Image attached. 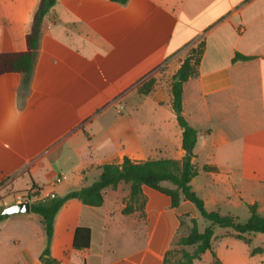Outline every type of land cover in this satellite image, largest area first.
Segmentation results:
<instances>
[{
    "label": "crops",
    "instance_id": "obj_1",
    "mask_svg": "<svg viewBox=\"0 0 264 264\" xmlns=\"http://www.w3.org/2000/svg\"><path fill=\"white\" fill-rule=\"evenodd\" d=\"M39 2L0 0V53L26 50ZM201 42L197 74L182 97V115L198 135L192 188L208 211L248 220L255 205L264 216V0H57L27 81L0 75V209L19 194L88 187L105 164L125 157L181 161L171 87ZM149 79L152 91L139 93ZM59 176L65 179L54 184ZM121 185L105 189L98 207L65 203L45 256L51 263L41 260L47 236L37 215L0 221V264H164L181 220L199 224L201 215L193 203L173 207L147 186L144 215L124 214L129 185ZM78 227L91 230L87 249L73 247ZM217 237L215 228L212 250L227 264V244L215 249Z\"/></svg>",
    "mask_w": 264,
    "mask_h": 264
},
{
    "label": "trees",
    "instance_id": "obj_2",
    "mask_svg": "<svg viewBox=\"0 0 264 264\" xmlns=\"http://www.w3.org/2000/svg\"><path fill=\"white\" fill-rule=\"evenodd\" d=\"M57 0H40L39 6L33 16L31 30L26 36V50L23 52H2L0 53V75L7 73H19L24 75L25 82L33 71L35 57L39 47L43 21L56 4ZM119 3H125L127 0H111ZM204 43H199L192 47L187 57L182 62L174 79L179 77L178 81L172 82L173 108L180 110L177 115V121L182 129V147L185 155L181 161L170 159L150 160L145 162H135L125 157L120 164H105L102 167V173L98 180L88 187L73 190L65 195H57L47 201H40L42 194L39 191L29 192L30 197L37 199L31 203V213L37 215L43 225L47 236L46 247L41 256V260L51 263L54 260L45 258L50 256V246L54 235L55 218L60 209L70 200L78 199L85 205L101 206L104 202L103 192L107 188H116L120 184L129 185V199L123 209L124 214L132 213L136 210L144 215L145 196L143 186L157 190L171 199L173 207H178L182 201H189L195 205L201 217L208 225L203 231L200 230L198 221L191 218L189 220L190 228L186 234L177 237L173 246L178 245L181 257L174 264H194L206 252H210L214 257L216 253L212 250V240L215 234V228L231 229L239 239L244 235L264 234V216L257 212L255 205H250V218L246 223L231 214H221L219 211H208L204 200L193 190L191 182L199 174V169L195 164L194 149L197 144V131L187 122L182 115V97L184 84L197 74V68L204 53ZM236 59H246V57L237 55ZM154 87V80L149 79L142 82L138 91L141 94H149ZM204 171H215V167L204 166ZM169 185L166 186L165 184ZM34 188V186L32 187ZM0 209V221L6 219L2 216ZM189 216L181 220L184 227ZM91 245V230L88 227H78L73 238V247L76 250H84ZM172 246V247H173ZM171 247V249H172ZM171 249L166 253L164 264H170L168 257ZM190 249V250H188ZM191 249L192 252H191Z\"/></svg>",
    "mask_w": 264,
    "mask_h": 264
},
{
    "label": "rangeland",
    "instance_id": "obj_3",
    "mask_svg": "<svg viewBox=\"0 0 264 264\" xmlns=\"http://www.w3.org/2000/svg\"><path fill=\"white\" fill-rule=\"evenodd\" d=\"M124 185L121 186L123 187ZM223 211L226 212L224 208ZM240 221L242 223H246L247 219L242 218ZM207 225L208 222L203 217L200 216L199 219L200 230L203 231ZM189 228H190V224L186 222V224L181 230L180 235L186 234ZM224 233L227 235V237L224 238V240L223 238L220 239V237L224 236ZM216 234L218 235L217 241L213 242L215 249L219 248L218 245L221 242H225L227 244V248L224 249V252L227 254V264H264V234L262 233L249 234V235L246 234L244 235L243 239H239L233 230L231 229L225 230L219 227H216ZM112 242L108 243V247L115 244L114 241ZM181 248L182 247L178 245L172 247L171 254L168 257L170 264H174L177 261V259L181 257V253H180ZM192 250L193 249H191V252ZM194 264H221V261L219 260L217 255L216 257H214L212 254L211 255L204 254L199 259L195 260Z\"/></svg>",
    "mask_w": 264,
    "mask_h": 264
},
{
    "label": "water",
    "instance_id": "obj_4",
    "mask_svg": "<svg viewBox=\"0 0 264 264\" xmlns=\"http://www.w3.org/2000/svg\"><path fill=\"white\" fill-rule=\"evenodd\" d=\"M178 80H179V77H176L175 81H178ZM176 112L178 115L181 114L180 110H177ZM56 196H57V194L53 193V194H50V195H47V196L41 198L40 201H47V200L54 198ZM29 213H31V203L29 201H24L21 203H14V204H11V205L5 207L2 210L1 215L9 217L12 215L29 214Z\"/></svg>",
    "mask_w": 264,
    "mask_h": 264
},
{
    "label": "built area",
    "instance_id": "obj_5",
    "mask_svg": "<svg viewBox=\"0 0 264 264\" xmlns=\"http://www.w3.org/2000/svg\"><path fill=\"white\" fill-rule=\"evenodd\" d=\"M64 179H65V176H59V177L56 178L54 184L60 183ZM32 193L33 192H31V194ZM16 200H17V203H21V202H24V201H29L30 203H32L35 200V198L30 197V194H25V195L24 194H19V195L16 196Z\"/></svg>",
    "mask_w": 264,
    "mask_h": 264
}]
</instances>
